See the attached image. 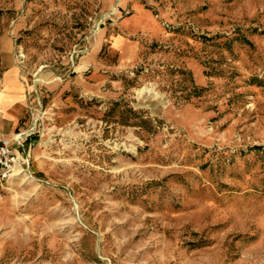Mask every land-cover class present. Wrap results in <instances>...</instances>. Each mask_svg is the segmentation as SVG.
I'll list each match as a JSON object with an SVG mask.
<instances>
[{
    "label": "rangeland",
    "instance_id": "1",
    "mask_svg": "<svg viewBox=\"0 0 264 264\" xmlns=\"http://www.w3.org/2000/svg\"><path fill=\"white\" fill-rule=\"evenodd\" d=\"M2 33L0 131L44 121L0 264H264V0H0Z\"/></svg>",
    "mask_w": 264,
    "mask_h": 264
},
{
    "label": "crops",
    "instance_id": "2",
    "mask_svg": "<svg viewBox=\"0 0 264 264\" xmlns=\"http://www.w3.org/2000/svg\"><path fill=\"white\" fill-rule=\"evenodd\" d=\"M123 42L122 35H117L113 39V44L118 46ZM13 41L11 37L7 33H2L0 36V67L7 69V73L3 77V88L2 95L3 101L6 103V106H10L15 103L19 97L22 95L23 90V82L16 76V66L14 65L13 58ZM88 61V62H87ZM87 63H89V59L85 62L83 61V65L81 69L87 67ZM94 72V71H93ZM80 93H86L90 91L91 87L89 83H85L84 81L79 80L76 82ZM99 88V84L92 86V92Z\"/></svg>",
    "mask_w": 264,
    "mask_h": 264
},
{
    "label": "built area",
    "instance_id": "3",
    "mask_svg": "<svg viewBox=\"0 0 264 264\" xmlns=\"http://www.w3.org/2000/svg\"><path fill=\"white\" fill-rule=\"evenodd\" d=\"M31 118L26 129L11 133L0 131V191L12 174L24 171L23 140L44 121L38 114Z\"/></svg>",
    "mask_w": 264,
    "mask_h": 264
}]
</instances>
